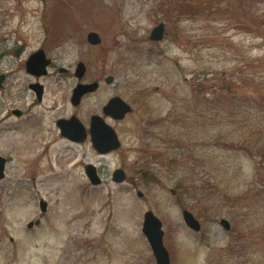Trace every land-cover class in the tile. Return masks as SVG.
<instances>
[{
	"label": "rangeland",
	"instance_id": "374dc122",
	"mask_svg": "<svg viewBox=\"0 0 264 264\" xmlns=\"http://www.w3.org/2000/svg\"><path fill=\"white\" fill-rule=\"evenodd\" d=\"M159 23L162 39L152 41ZM14 45L24 46L18 56ZM39 49L50 60L33 109L43 115L12 118V108L27 111L24 61ZM0 72V264H155L141 232L147 211L162 224L170 264H264V0H0ZM94 81L73 107L76 84ZM112 96L131 107L105 120L119 149L46 151L56 138L38 128L53 115L87 124ZM89 163L99 186L84 173ZM184 209L200 231L185 225Z\"/></svg>",
	"mask_w": 264,
	"mask_h": 264
},
{
	"label": "water",
	"instance_id": "95a60500",
	"mask_svg": "<svg viewBox=\"0 0 264 264\" xmlns=\"http://www.w3.org/2000/svg\"><path fill=\"white\" fill-rule=\"evenodd\" d=\"M162 32H163V24L160 23L151 30L150 39L160 40L162 37ZM88 40L92 44L99 42L98 36L93 33L88 35ZM26 65L28 69L29 66H31L33 69L38 70L39 67H42L44 65V61L42 60V53L37 52L33 54L31 58L27 61ZM84 70H85L84 66L81 63H79L75 72L76 76L79 79L82 77ZM106 81L110 82L111 78L108 77ZM0 82H1V76H0ZM96 85H97L96 83H92L90 85H78L73 91L71 102L73 104H77L81 95L87 91L94 90L96 88ZM129 110H130L129 106L126 105L118 97L111 98L108 101V103L103 107L104 114L109 115L113 119H121L125 115V113L128 112ZM61 126L64 134H68L67 131H69V134H74L77 139L80 140L83 139L82 135H84V131H83L84 129L82 128V126L78 121L73 119L71 120V123L69 125L67 123H62ZM89 132L91 135V141L94 148L100 153H105L119 146V142L117 141L116 135L112 130V128L107 124H105L104 121H102V119L98 116L91 117ZM79 135H81L80 138ZM3 163H4V159L0 158V178L3 176L2 174ZM86 172L93 183L97 184L99 182L98 178L95 176L92 167L91 168L87 167ZM123 178L124 175L121 170H116L113 173L112 179L114 181L119 182L122 181ZM40 209L42 212L45 211L46 209V204L43 201L40 202ZM182 215L187 226H189L193 230L199 231L200 225L198 221L194 219L193 215L190 212L183 210ZM220 224L226 230L230 228L229 223L224 219L220 220ZM31 226L32 223H29L27 225V227H31ZM160 228H161L160 222L152 215L151 212H147L144 215V224L142 231L146 235L150 243V246L156 258V263L169 264L168 253L162 244V231Z\"/></svg>",
	"mask_w": 264,
	"mask_h": 264
},
{
	"label": "flooded vegetation",
	"instance_id": "af4514ba",
	"mask_svg": "<svg viewBox=\"0 0 264 264\" xmlns=\"http://www.w3.org/2000/svg\"><path fill=\"white\" fill-rule=\"evenodd\" d=\"M15 48H16V46L12 48L13 53L15 51ZM47 67H49V65ZM27 75L30 78H32L26 84L28 93L30 94V99L28 100L29 102L26 104L27 111L23 112V113L21 111V113L19 115H17V117L20 118V117L25 116V118L28 120L33 117V119L35 121H38V119L40 118L41 115H43V113H40L39 111H34L33 109H36V106H40L44 102L45 95H46V89H45V85L43 84L42 79H44L46 77L47 71L41 75H32V74H27ZM34 112H36V113H34ZM14 114L15 113L13 112V110H11L10 111V117H12V115H14ZM68 117H70V115L69 116L53 115L51 117V119L47 122L46 126L38 128L39 131L41 133H43L46 137H48V138L55 137L56 138L54 141H50L48 144L45 145L46 150H47L48 146L55 145L58 140H61V141L67 142V143H72V144L78 143V142L72 141L69 138H65L60 133V131L58 129L57 122L62 120V119H67ZM33 136L35 138H38V133L33 134ZM32 144H33L32 149L38 155L37 157L43 155V153H41V147L39 146L38 141L33 140Z\"/></svg>",
	"mask_w": 264,
	"mask_h": 264
},
{
	"label": "bare ground",
	"instance_id": "6f19581e",
	"mask_svg": "<svg viewBox=\"0 0 264 264\" xmlns=\"http://www.w3.org/2000/svg\"><path fill=\"white\" fill-rule=\"evenodd\" d=\"M128 13H129L130 16L133 15V13H131L130 11ZM138 25H140V24L138 23ZM63 50L66 53V55H70V52H71L70 45H65L64 48H63ZM59 143L60 144H63L64 141H60Z\"/></svg>",
	"mask_w": 264,
	"mask_h": 264
}]
</instances>
